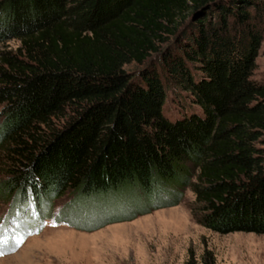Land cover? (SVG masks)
Masks as SVG:
<instances>
[{
  "label": "trees",
  "instance_id": "16d2710c",
  "mask_svg": "<svg viewBox=\"0 0 264 264\" xmlns=\"http://www.w3.org/2000/svg\"><path fill=\"white\" fill-rule=\"evenodd\" d=\"M263 30L264 0H0V42H19L0 51V196L33 206L21 232L91 231L188 187L199 225L264 233Z\"/></svg>",
  "mask_w": 264,
  "mask_h": 264
},
{
  "label": "rangeland",
  "instance_id": "374dc122",
  "mask_svg": "<svg viewBox=\"0 0 264 264\" xmlns=\"http://www.w3.org/2000/svg\"><path fill=\"white\" fill-rule=\"evenodd\" d=\"M18 45V40L8 39L0 42V51L13 53ZM136 68L134 63L123 67L126 72ZM250 78L264 79V30ZM166 107L171 110L169 101ZM8 165L0 149V187L8 177ZM67 198L53 201V214ZM192 202L193 194L185 187L177 203L130 220L83 231L45 218L39 229L24 234L21 222L37 223L33 206L28 201L22 207L12 206L11 199L1 195L0 264H264V233H218L204 228L190 215ZM16 241H21L18 246Z\"/></svg>",
  "mask_w": 264,
  "mask_h": 264
},
{
  "label": "snow or ice",
  "instance_id": "6c2138e0",
  "mask_svg": "<svg viewBox=\"0 0 264 264\" xmlns=\"http://www.w3.org/2000/svg\"><path fill=\"white\" fill-rule=\"evenodd\" d=\"M0 242H2V238H0ZM20 242L21 241H16L17 246L19 245ZM0 254H3V253H0Z\"/></svg>",
  "mask_w": 264,
  "mask_h": 264
}]
</instances>
